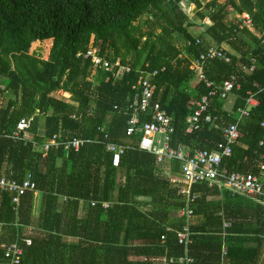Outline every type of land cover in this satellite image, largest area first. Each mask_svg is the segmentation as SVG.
Instances as JSON below:
<instances>
[{
	"label": "trees",
	"instance_id": "obj_1",
	"mask_svg": "<svg viewBox=\"0 0 264 264\" xmlns=\"http://www.w3.org/2000/svg\"><path fill=\"white\" fill-rule=\"evenodd\" d=\"M191 1L203 26L198 35L194 31L199 23L182 8L181 0H0V76L15 95L9 114L4 112L0 119V169L8 162L21 178L31 170L45 199L42 228L47 234L34 237L30 245L23 243L18 264H152L157 256H165L168 264H187L179 261L185 247L179 243L177 231L188 217L174 215L186 206V198L178 192L177 183L159 172L156 155L138 147L141 133L126 134L137 93L133 85L142 74L156 70L152 78L155 96L172 117L175 129L171 145L210 150L222 135L209 125L189 130L186 117L192 100L237 75L240 87L234 90L237 97L232 112L223 109L221 92L213 96L211 106L212 113L223 117L225 123L235 122L237 108L244 106L248 91L264 87V0ZM229 6L232 14L248 12L252 27L241 28V19L225 22ZM205 19L211 24L204 23ZM51 38L50 58L30 53L33 42ZM212 41L224 48L231 62L206 60L205 75L214 82L207 87L191 65ZM90 44L103 58L111 62L120 58L132 70L115 80L111 71L94 67L90 58L83 57ZM252 59L255 68L246 72L242 67L250 66ZM60 89L70 93L69 101L54 94ZM258 97L259 105L240 121L241 136L233 144L232 154L224 158V165L231 170L246 172L264 163V130L260 126L264 92ZM23 116L33 117L30 130L35 133L44 117V132L36 136L39 143L54 135L59 122L65 129L78 130L73 136L93 141L78 150L50 146L43 155L30 143L7 136ZM146 119L143 115L142 121ZM107 142L129 146H125L118 166L112 163ZM58 155L63 164L55 188L48 181L51 160ZM41 160L47 164L45 173L38 170ZM178 165L175 162L173 168L178 170ZM117 171L124 181L118 185L117 201L105 209L103 202L113 200ZM51 189L74 199L57 211V197L48 192ZM191 190L196 194L190 205L197 221L190 224L193 241L188 254L194 262L264 264V204L252 197L232 195L226 188H210L205 182L192 185ZM0 195L4 203L1 241L9 243L22 237V225L29 222L32 193L20 197L17 225L11 196L1 191ZM82 199L89 207L84 218L77 216ZM97 214L103 224H94ZM224 221L230 225L224 227ZM81 233L85 239L76 243L62 240L63 234ZM131 238L145 243L130 244ZM130 251L148 260H129ZM4 260L0 247V264H8Z\"/></svg>",
	"mask_w": 264,
	"mask_h": 264
},
{
	"label": "built area",
	"instance_id": "obj_2",
	"mask_svg": "<svg viewBox=\"0 0 264 264\" xmlns=\"http://www.w3.org/2000/svg\"><path fill=\"white\" fill-rule=\"evenodd\" d=\"M243 19L240 27L250 26L251 16L249 13L241 15ZM201 40L197 39L199 43ZM88 49L83 53L85 59L90 58L94 67L102 68L106 71H111L115 80H121L125 73L132 70L130 64H122L121 59L117 58L114 62L103 58L98 54L97 48ZM82 53H78L80 55ZM220 58L226 62H231V58L226 54L224 48L218 44H210L207 50L200 54L199 58H195L191 65L199 79L205 81L206 86L214 85V82L207 79L205 75L204 64L206 60ZM254 61L250 66L243 65V70L250 72L255 68ZM157 74V71H147L142 74L133 85L137 90L134 102L131 105L132 113L128 120L126 128L127 136H132L137 132L141 133L137 144L142 150L149 151L156 155L157 163H164L166 160H176L180 163L181 179L172 178L173 182L180 183V192L186 195L191 202L195 199L196 194L192 193V185L196 183H207L208 187H220L230 189L234 193H240L264 203V163H261L256 170L237 171L231 170L224 165V158L232 154L233 144H235L241 136L240 121L250 116L252 108L259 105L260 100L258 94L264 92V87H260L256 91H248L245 98L244 106L238 107V117L235 122L228 124L223 123V118L211 111L213 105V96L217 92L224 99L234 96V90L240 87L239 77L231 75V78L225 79L222 85H217L208 93L203 94L199 99L192 100L191 112L186 117V123L191 130H201L206 125L210 128L219 131L222 135V140L216 143V148L213 150L200 147H188L183 144L178 146L171 145L172 133L174 126L172 125V117L167 113L162 106L159 98L155 96L156 84L152 78ZM257 85V83H255ZM220 90V91H219ZM143 115L147 116L145 121H142ZM31 116H23L17 122L16 128L11 135L16 139H26L32 122ZM261 127L264 130V119L261 121ZM107 136V134H106ZM89 140L71 137L69 140L62 142L58 140L57 135L46 144L43 145L45 150H48L50 145L63 144L66 147L78 150L81 145ZM262 143V141L260 142ZM125 144L116 142H107V150L111 151L112 163L118 166L120 163L121 154L125 149ZM0 187L12 193L14 203H19L20 197L27 191H34L37 187L32 175L28 173L26 178L18 182L14 179L0 175ZM181 215L190 217L192 209L188 206L180 211ZM229 223L224 221V225ZM170 229V227H168ZM190 227L185 225L177 233L179 243L188 246L192 240ZM164 236H162V241ZM30 242V240H27ZM22 254L21 247L16 243H11L6 247L5 256L10 260V263H18ZM185 260L187 264H200L194 262L193 258L186 256L180 258Z\"/></svg>",
	"mask_w": 264,
	"mask_h": 264
},
{
	"label": "crops",
	"instance_id": "obj_3",
	"mask_svg": "<svg viewBox=\"0 0 264 264\" xmlns=\"http://www.w3.org/2000/svg\"><path fill=\"white\" fill-rule=\"evenodd\" d=\"M210 44H215V43H210ZM193 60H192V63H193ZM60 90H62V89H60ZM62 92H67V91L62 90ZM67 96H70V93L69 92H68V95ZM14 97H15V95L9 89L6 88L5 82L3 81V77L0 76V119L2 118L4 112H5L4 115L9 114L10 110L13 107L12 104H13ZM57 97L60 98L59 96H57ZM236 97H237V95H236V92H235L234 96H231V98L225 99V105H224L223 109L226 110V111H229L231 113L232 110H233V108H234V103H235ZM65 100H67V99H65ZM67 101H69V100H67ZM237 117H238V115H237ZM263 119H264V116L260 120V126H261V121ZM223 123H225L224 122V119H223ZM226 124H228V123H226ZM44 128H45L44 122L43 121L41 122V119H40V123L38 125L37 132L35 133V132H33V131H31L29 129L28 135H27L28 137L26 139H16V138H13V136L11 134H9L7 136L8 137H11V138H13L15 140H22L24 142V144L30 143L31 146H32V148H33V150L40 151V152H42L43 155H45L46 152H47V150H45L43 148V145L46 144V143H48L53 138L54 135H57L58 140H60L62 142H65V141L69 140L71 137H73V134L76 135L78 133V130L65 129V128H63L61 126V123L59 122L58 123V126H57V131L54 133V135L50 139H48L47 141H45L44 143H39L37 141L36 136L42 135L43 132H44ZM210 129H212V128H210ZM189 130H191V129H189ZM66 137H67V139H63V138H66ZM91 141H93V140H89L87 142H91ZM61 145H64V143L63 144H60V145H50V146H53L54 148L57 149ZM183 145L189 147V145H186V144H183ZM127 147H129V146L127 145ZM51 161H52V164H51V171L49 173V181L48 182H49V184L52 183V185H54V187L57 188V184L56 183H57V178L58 177H56V175L59 174V172H60V170L58 171V169L62 167L63 158L58 155V156L54 157ZM175 162H178V161H176V160H166L164 163L158 164L157 163V160H156V164L158 165V167H160L159 168V170H160L159 172L161 174H163L164 176L168 177V179L171 182H173L171 180V177L172 178H176V179H181L180 171H179L180 170V163L178 162V164H179L178 165V170H175L173 168V164ZM38 170H39V172H42V173H45L46 172V170H47V164H46L45 161L41 160L39 162ZM252 170H256V169H252ZM28 173H30L32 175V178L35 181L34 176H33V173L29 169H27L24 172V174L22 175V178H21V175H19V176L18 175L17 176L15 175L14 170L12 169V164H10L8 162H4L2 164V166H1V169H0V175L1 176L14 179V180H16L18 182H20L24 178H26V176L28 175ZM123 181H124V177L121 175V173L119 171H117V177H116V184H117V186H116V188L113 191V198H112L113 200L111 202L110 201H104L103 202V206H102L103 208L106 209V208L109 207V205H111V203L117 201L118 185L120 183H122ZM175 183H177V182H175ZM177 185H178V192L181 193L180 192V186H181L180 183H177ZM37 187H36V189L34 191H31L32 198H31V210H30V214L28 215L29 222H27L26 224H23L22 225V228H23L22 229V232H23L22 233L23 234L22 237H19L16 240H14L12 242H9V243H6V242L1 241V238H2L3 233H4V222L0 218V247H2L3 250H4V259H5L4 261L7 262L8 264H12V263H10V260L5 256L6 247L9 244L16 243V244H18L21 247V249H22V254L20 255V260H21V256L24 253L23 243L25 245H30L32 243V239L34 237L42 238V237H45L46 234H47V231L42 228V225L44 223V218L42 217V213H43V210L45 208V199L43 198V191L39 187L38 188ZM210 188H213V187H210ZM0 191L1 192H8L9 195L11 196L12 210L14 212L13 221H15V224L17 225L18 224V221H19V218H18V209H19V205H20L21 199L19 200V203L16 204L12 200V193L10 191H8L6 189H3L1 187H0ZM56 191L57 190H53V189H51V191L48 190V192L53 193L57 197L56 198V210L57 211H62V210H64V208L67 205L68 201H71L74 198H69L64 193L62 194V193H59V192H56ZM229 191L232 193V195L238 194V193H234L230 189H229ZM181 194L186 198V206L184 208H182L181 210L185 209L188 206L191 208V205H190L191 204V200L186 195H184L183 193H181ZM240 195H243V194H240ZM258 200L259 199H254V201H258ZM258 202H260V201H258ZM91 203H92V205H95L96 204L95 201H92ZM2 204L4 205V203H3V196L0 195V210L2 209ZM88 210H89V207L85 205L84 200L83 199L80 200L79 201V204H78V207H77V216L80 217V218L88 217V215H89L88 214ZM180 211H175L174 212V215L175 216H178V215L185 216V215H181L180 214ZM0 215H1V213H0ZM191 216H194V215H191ZM96 219H97V221H96ZM96 219L94 220L95 221L94 224L96 222L97 223H100V224H103V221H100V219H98V214L96 215ZM192 222H194V221L190 220V217H188V220L186 219V223L183 225V227L185 225H188L190 227V224ZM226 222H228V221H226ZM228 223H229L228 225H230V222H228ZM223 226L224 227H227L224 224H223ZM170 229H168V230H170ZM180 230H178V231H180ZM178 231H177V233H178ZM83 235H84L83 233H81L79 235L63 234L62 235L63 237L62 236L61 237H62V240L63 241H66L68 243H76L79 240H84L85 239V237ZM85 236H86V234H85ZM122 236L123 235H121V237ZM164 238H165V236H164ZM28 239L30 240V242L27 241ZM177 239H178V237H177ZM129 242H130V244L133 243L135 245L136 244H144L145 243L144 240L143 239H140V238L134 239V240L131 238L129 240ZM184 247H185L184 255L181 258H185L186 256L191 257L188 254V246H185L184 245ZM130 252H131V254L128 256V259L129 260H136V259H143L144 261L148 260V257H146V256H142V255L141 256H138V254L136 253V251H130ZM152 258L153 257H150L149 259L151 260ZM20 260H19V262H20ZM171 261H172V259L170 260V262ZM179 261L186 262L185 260H180V258H179ZM18 263H13V264H18ZM168 263L169 262L167 261V259H166L165 256H157V258L152 261V264H168Z\"/></svg>",
	"mask_w": 264,
	"mask_h": 264
},
{
	"label": "rangeland",
	"instance_id": "obj_4",
	"mask_svg": "<svg viewBox=\"0 0 264 264\" xmlns=\"http://www.w3.org/2000/svg\"><path fill=\"white\" fill-rule=\"evenodd\" d=\"M207 1L209 0H203V4H206ZM220 3L224 2V0H219ZM182 8L187 12V14L190 17L195 18V21L197 23H199V25H197V27L195 28V35H198L200 32H202L203 30V26L202 24L199 22L200 20L198 19L197 13H196V5L193 1L191 0H181ZM206 8V7H204ZM229 13L227 14L226 18L224 19L225 22H228V24L232 21L234 22H238L240 21V19H242L238 14H232V8L229 6ZM246 12V11H245ZM204 23H208L211 24V21L205 19L203 21ZM92 41V39H91ZM53 43H54V39H48V40H44V41H37V42H33L31 48H30V53H38L40 56H42L43 58H50L51 57V53H52V47H53ZM92 44V43H91ZM90 44V49H93V47ZM56 96H59L60 98H64L69 100L70 96H67L64 92H62V90H57L54 93ZM44 122V117H41V122ZM190 220L192 221H197V217L196 216H190Z\"/></svg>",
	"mask_w": 264,
	"mask_h": 264
},
{
	"label": "clouds",
	"instance_id": "obj_5",
	"mask_svg": "<svg viewBox=\"0 0 264 264\" xmlns=\"http://www.w3.org/2000/svg\"><path fill=\"white\" fill-rule=\"evenodd\" d=\"M243 13H248V12H242L241 14H238L240 17H241V15L243 14ZM242 20L243 19H241V22H242ZM248 28H251L252 26L250 25V26H247ZM203 31V30H202ZM199 39V38H198ZM201 42V41H200ZM198 43V42H197ZM210 43H216V42H214V41H212V42H210ZM210 43L208 44V45H210Z\"/></svg>",
	"mask_w": 264,
	"mask_h": 264
}]
</instances>
